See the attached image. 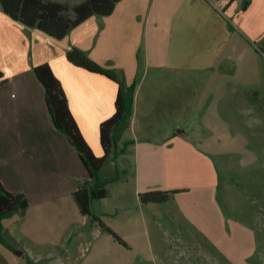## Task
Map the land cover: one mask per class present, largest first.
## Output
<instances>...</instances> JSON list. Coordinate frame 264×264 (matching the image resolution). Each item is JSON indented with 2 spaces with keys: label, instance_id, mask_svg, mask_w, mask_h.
Wrapping results in <instances>:
<instances>
[{
  "label": "crops",
  "instance_id": "1",
  "mask_svg": "<svg viewBox=\"0 0 264 264\" xmlns=\"http://www.w3.org/2000/svg\"><path fill=\"white\" fill-rule=\"evenodd\" d=\"M53 1L70 7L82 0ZM263 23L264 0H116L107 14L91 13L54 37L11 18L0 5V184L27 202L0 221L12 247L0 243V264H27L24 254L33 263L40 249L62 248L69 232L82 233L71 229L87 218L71 195L85 170L50 124L34 65L46 62L58 79L94 156L102 154L98 126L113 111L116 84L72 64L65 51L80 48L133 85L127 126L98 171L100 178L117 177L97 200L107 208L98 213L128 200L156 208L138 194L210 195L218 177L213 157L231 153L228 145L247 146L243 114L257 106L253 88L264 82ZM223 107L236 115L233 130ZM192 116L188 128L180 127ZM238 152L244 150L232 153Z\"/></svg>",
  "mask_w": 264,
  "mask_h": 264
},
{
  "label": "rangeland",
  "instance_id": "2",
  "mask_svg": "<svg viewBox=\"0 0 264 264\" xmlns=\"http://www.w3.org/2000/svg\"><path fill=\"white\" fill-rule=\"evenodd\" d=\"M253 89L258 104L243 114L241 132L247 146L228 145L224 149L244 152L213 157L218 177L212 194H169L156 208L128 200L106 215L98 213L104 204L93 200L90 212L122 244L87 217L71 229L80 235L69 232L62 248L40 249L31 264H264V82ZM223 113L233 130L236 115L224 107ZM140 219L146 224L135 223ZM22 259L27 262L25 254Z\"/></svg>",
  "mask_w": 264,
  "mask_h": 264
},
{
  "label": "trees",
  "instance_id": "3",
  "mask_svg": "<svg viewBox=\"0 0 264 264\" xmlns=\"http://www.w3.org/2000/svg\"><path fill=\"white\" fill-rule=\"evenodd\" d=\"M115 1L82 0L69 7L53 0H0V5L8 16L22 24L36 26L51 36L61 37L70 27L89 14H107ZM64 55L72 64L94 73H100L112 79L116 84L113 111L108 117L101 120L98 126V140L102 154L101 156H94L79 133L67 108L65 94L48 64L42 62L32 67L36 79L42 86L43 100L52 127L61 133L74 149L86 173V179L71 193L78 212L90 218L103 232L111 236L117 243L122 244L121 239L90 212L89 205L93 200L104 198L107 195L108 184L117 179L116 176L100 178L98 171L109 150L115 149L121 131L127 126L128 117L131 113L133 85L126 84L122 78L117 77L110 69L98 64L80 48L72 46L65 51ZM2 80L0 72V82ZM125 144L126 142L123 143L119 152ZM175 192L146 191L139 193L138 198L141 203H158L165 201L169 194ZM26 206L27 202L22 193L9 192L0 184V221L10 217L15 212L23 211ZM0 243L9 249L12 248L3 240L1 226ZM26 261L27 264H31L27 256Z\"/></svg>",
  "mask_w": 264,
  "mask_h": 264
}]
</instances>
